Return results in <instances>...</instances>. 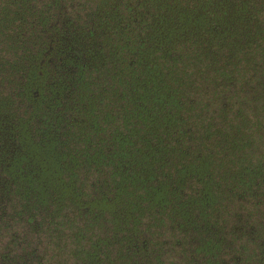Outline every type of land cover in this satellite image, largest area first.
<instances>
[{
    "label": "trees",
    "instance_id": "obj_1",
    "mask_svg": "<svg viewBox=\"0 0 264 264\" xmlns=\"http://www.w3.org/2000/svg\"><path fill=\"white\" fill-rule=\"evenodd\" d=\"M0 264H264V0H0Z\"/></svg>",
    "mask_w": 264,
    "mask_h": 264
},
{
    "label": "rangeland",
    "instance_id": "obj_2",
    "mask_svg": "<svg viewBox=\"0 0 264 264\" xmlns=\"http://www.w3.org/2000/svg\"><path fill=\"white\" fill-rule=\"evenodd\" d=\"M74 105L79 106L81 109V111H77V118H74V120L77 121V123L80 125L84 124V122H88L87 120L90 118V115L88 114H90V112L87 111L91 110L92 104L86 103L85 101L77 100Z\"/></svg>",
    "mask_w": 264,
    "mask_h": 264
},
{
    "label": "flooded vegetation",
    "instance_id": "obj_3",
    "mask_svg": "<svg viewBox=\"0 0 264 264\" xmlns=\"http://www.w3.org/2000/svg\"><path fill=\"white\" fill-rule=\"evenodd\" d=\"M34 96H36V92L34 93Z\"/></svg>",
    "mask_w": 264,
    "mask_h": 264
}]
</instances>
